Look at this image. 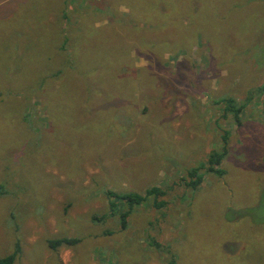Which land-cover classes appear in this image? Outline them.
Returning <instances> with one entry per match:
<instances>
[{"label": "rangeland", "instance_id": "obj_1", "mask_svg": "<svg viewBox=\"0 0 264 264\" xmlns=\"http://www.w3.org/2000/svg\"><path fill=\"white\" fill-rule=\"evenodd\" d=\"M263 83L264 0H0V258L264 264Z\"/></svg>", "mask_w": 264, "mask_h": 264}, {"label": "trees", "instance_id": "obj_2", "mask_svg": "<svg viewBox=\"0 0 264 264\" xmlns=\"http://www.w3.org/2000/svg\"><path fill=\"white\" fill-rule=\"evenodd\" d=\"M258 89L264 90V83L259 86ZM251 92H253V90H251ZM216 102L224 104V115H226L227 113H231L237 124H241L239 116L242 112V104H236V100L230 97L220 99ZM227 136V132H224V134L222 135L223 146L221 151H211L207 157L205 167L199 166L188 171V174L191 178L188 182H185L186 185L191 186L192 188H196L203 180V173L198 172L203 168H205V172H215L220 176L223 174L224 171L220 168H217L216 166H219L221 164V161L227 153ZM105 194L108 199L110 210H116L119 213L120 223L124 228L127 223L128 215L132 212L136 205H141L142 203L150 200L153 207H163L165 205V201L162 199V197L166 195V191L160 186L152 185L146 188L143 192H116L114 190L108 189L105 191ZM119 208L121 210H118ZM77 242V238L62 237L57 239H50L48 241V245L50 248L55 249L63 244L73 245ZM19 252L20 246L17 242L15 244L14 250L10 254H7L0 258V264H13ZM169 264H176L175 259L173 258L172 260H170Z\"/></svg>", "mask_w": 264, "mask_h": 264}]
</instances>
